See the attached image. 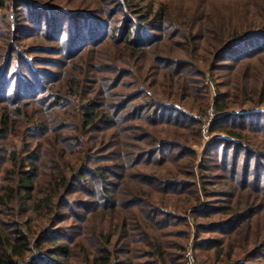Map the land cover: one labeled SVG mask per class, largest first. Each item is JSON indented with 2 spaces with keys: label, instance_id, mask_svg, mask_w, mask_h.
<instances>
[{
  "label": "trees",
  "instance_id": "16d2710c",
  "mask_svg": "<svg viewBox=\"0 0 264 264\" xmlns=\"http://www.w3.org/2000/svg\"><path fill=\"white\" fill-rule=\"evenodd\" d=\"M196 1L0 0V264H264V0Z\"/></svg>",
  "mask_w": 264,
  "mask_h": 264
},
{
  "label": "rangeland",
  "instance_id": "374dc122",
  "mask_svg": "<svg viewBox=\"0 0 264 264\" xmlns=\"http://www.w3.org/2000/svg\"><path fill=\"white\" fill-rule=\"evenodd\" d=\"M40 1H44L43 3H45L51 7H55L56 9H61V10L66 9V10H64L65 12H60V10H59V12H58L59 14L54 13V16H53L54 19L60 20V22L62 21L61 24H65V22L68 20V12L70 11L73 14L74 13H79V14L81 13V14L86 15L85 17H87L91 21V23H90L91 27H92V25L98 26L97 24H94L92 21H94V19L100 20L101 18L105 17L104 13L107 14V8L112 6V5H108L106 7V11H105V9H104L105 6L103 5L105 0H40ZM133 1L136 3H146V4L148 2H150V0H133ZM195 3L199 4L200 0H197ZM112 14L113 13H110L109 17H111ZM88 15H90L91 18H89ZM77 19H80V18L77 17ZM45 21H46V16L44 17V22ZM45 24H46V22H45ZM67 27H69V24H66L65 29H67ZM88 35L89 34H87L85 31L82 32V37H87ZM31 43H32V45H37V46L42 45V44H44V38H39L38 40H35V41L33 40V42H29V43H27V45L30 46ZM28 46H25V47L28 48ZM32 56L38 57L41 59L47 58V56L45 54H43L42 52H39L37 54H32ZM49 57H51L50 59H62L63 60L62 56H58L56 54H53L52 56H49ZM38 63L40 65V67H44L46 65V64H41L43 62H38ZM38 63H37V65H38ZM50 70L56 71L57 68H55V69L51 68ZM209 74L210 73L206 71V75H205L206 80L204 82V85H206V84L208 85L207 90H209V92H210L209 93L210 96H208V98L210 97L209 98V104L210 105L208 104L206 111L202 115L198 114L196 111L192 112V115L200 120V132H201L200 136H201V139H200L199 144L193 143L191 145V147L193 149H195V151L197 152V157H196V161H195V164H196L195 171H196L197 177H198V175H201V174L205 175L207 178H204V180L208 181L205 183V184H208L207 189H214L215 186H213L212 183L217 181L215 176H216V173H218V170L215 167L204 166L203 164H208V163H205V161H202V156H203V151H204L205 147L209 143H211L212 138L214 137V135L208 134L207 129H208L210 121L214 118V115L212 113V109L210 108V106L212 105V101L215 98L216 87L225 90L226 88H223L222 85H223V83H226V81H228V80L226 78L220 77L218 74V71H216V70L213 71V73H211L212 75L210 74L211 76ZM226 77H227V74H226ZM216 84H217V86H216ZM226 90H228V88ZM256 109L264 110V105H262L261 107H258ZM14 143H16V145L20 146L21 141L17 137L16 139H14ZM164 172L165 171H163V173ZM207 175H210V176H207ZM199 221L205 222L206 220L203 219V220H199ZM70 225H71V222L67 221L63 224V227L68 229ZM190 238H192V235L190 236ZM191 244H192V241L190 239V241H188L186 246H185V250L188 248L192 249ZM192 251L195 254V251L193 249H192ZM32 253H35V251L30 252L29 255H31ZM197 259L199 260V258H197ZM250 263H252V261H250Z\"/></svg>",
  "mask_w": 264,
  "mask_h": 264
},
{
  "label": "built area",
  "instance_id": "2783aa9c",
  "mask_svg": "<svg viewBox=\"0 0 264 264\" xmlns=\"http://www.w3.org/2000/svg\"><path fill=\"white\" fill-rule=\"evenodd\" d=\"M184 264H201L191 248L186 249L184 252Z\"/></svg>",
  "mask_w": 264,
  "mask_h": 264
}]
</instances>
